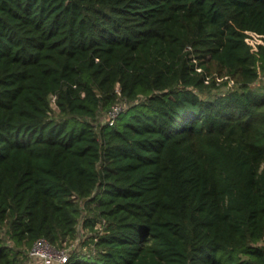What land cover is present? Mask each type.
<instances>
[{
    "label": "trees",
    "instance_id": "16d2710c",
    "mask_svg": "<svg viewBox=\"0 0 264 264\" xmlns=\"http://www.w3.org/2000/svg\"><path fill=\"white\" fill-rule=\"evenodd\" d=\"M260 76L264 0H0V264H264Z\"/></svg>",
    "mask_w": 264,
    "mask_h": 264
},
{
    "label": "rangeland",
    "instance_id": "374dc122",
    "mask_svg": "<svg viewBox=\"0 0 264 264\" xmlns=\"http://www.w3.org/2000/svg\"><path fill=\"white\" fill-rule=\"evenodd\" d=\"M252 41L254 43H258L261 42V38L259 37L254 38L252 39ZM211 73L214 79H216L218 83V88L212 91L214 96L225 95L232 90V87H235L236 83L234 80H230L229 77L219 75L216 65L211 66ZM226 80H228V83H225ZM252 86H253L252 88H258L260 90H264V76H260L258 81ZM120 103L123 104L122 101H120ZM109 112L110 111H103L100 113L99 120L97 122L98 125L100 124L102 125L103 123L109 120V114H110ZM87 216H89V213L85 210L78 224V230L75 238L68 237L65 240H62L58 245H53L56 254L59 252H63L64 250H67L71 255H73L76 251L87 253L94 248L93 242H91L90 239L93 236L98 235V232L103 233L104 225L101 222H98L94 230H92L91 228H87L85 226V219ZM8 231H9L8 225L0 226V237L3 238L8 244H14L9 237ZM26 253L27 254H25L26 255L25 264H42L36 260L34 261L31 260L29 256L30 250L26 251Z\"/></svg>",
    "mask_w": 264,
    "mask_h": 264
},
{
    "label": "built area",
    "instance_id": "2783aa9c",
    "mask_svg": "<svg viewBox=\"0 0 264 264\" xmlns=\"http://www.w3.org/2000/svg\"><path fill=\"white\" fill-rule=\"evenodd\" d=\"M250 35L251 36L248 38V42L253 46V51H257L258 44L263 43V40L261 39V42L254 43L252 39L261 37L253 32H251ZM124 108L125 106L123 104H118L109 112L108 122L110 125L114 124L117 116L124 110ZM29 256L32 261L36 260L42 264H68L71 258V254L67 250L56 254L53 244L47 239H40L36 241L30 249Z\"/></svg>",
    "mask_w": 264,
    "mask_h": 264
}]
</instances>
